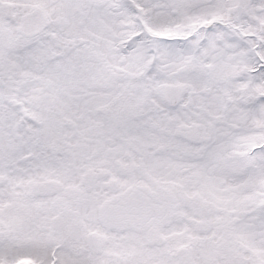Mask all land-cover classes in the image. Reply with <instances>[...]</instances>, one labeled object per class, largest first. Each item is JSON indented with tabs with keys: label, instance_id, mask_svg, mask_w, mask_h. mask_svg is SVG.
Masks as SVG:
<instances>
[{
	"label": "snow or ice",
	"instance_id": "obj_1",
	"mask_svg": "<svg viewBox=\"0 0 264 264\" xmlns=\"http://www.w3.org/2000/svg\"><path fill=\"white\" fill-rule=\"evenodd\" d=\"M0 264H264V0H0Z\"/></svg>",
	"mask_w": 264,
	"mask_h": 264
}]
</instances>
